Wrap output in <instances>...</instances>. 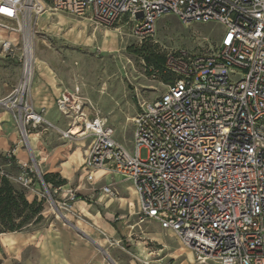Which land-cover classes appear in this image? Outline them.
<instances>
[{"label":"built area","instance_id":"built-area-1","mask_svg":"<svg viewBox=\"0 0 264 264\" xmlns=\"http://www.w3.org/2000/svg\"><path fill=\"white\" fill-rule=\"evenodd\" d=\"M45 9L105 27L124 18L140 37L152 35L166 14L221 25L213 50L165 54L169 79L158 98L138 103L130 147L78 87L61 91L54 102L61 114L74 113L70 126L90 139L81 163L85 182L116 176L132 182L137 224L157 221L204 264H264V0H0V21L25 26ZM10 46L1 42L4 51ZM33 72L24 56L20 77L0 105L35 129L47 120L26 98ZM61 134L75 135L71 128ZM29 171L21 176L25 182ZM111 186L96 189L114 198Z\"/></svg>","mask_w":264,"mask_h":264},{"label":"rangeland","instance_id":"rangeland-1","mask_svg":"<svg viewBox=\"0 0 264 264\" xmlns=\"http://www.w3.org/2000/svg\"><path fill=\"white\" fill-rule=\"evenodd\" d=\"M47 12L40 19L39 14H32L24 27L0 21L4 23L0 25V98L11 92L20 77L27 27L39 62L34 64L26 98L47 120L35 129L22 126L33 133L31 148L19 122L0 105V116H7L16 138L0 154V175L28 201L42 203L38 223L0 233V264H204L157 221L137 224V196L130 180L116 176L92 185L85 182L81 163L90 139L77 134L62 137L61 131L71 128L74 113L61 114L54 99L61 91L78 87L79 94L108 118L115 137L130 147L131 117L138 103L158 98L166 84L165 73L147 61L148 53L209 52L218 42L221 25L184 23L166 14L158 19L152 35L140 37L124 18L114 27H105L87 18L52 9ZM2 41L11 42L9 50L2 49ZM146 155V149L140 148V158ZM25 169H30L29 182L21 179ZM48 173H58L54 181L64 180V184L45 182L43 176ZM103 183L112 185L113 200L96 189ZM69 190L76 192L74 200ZM55 251L61 260L52 259ZM66 252L81 253L82 260H62Z\"/></svg>","mask_w":264,"mask_h":264},{"label":"trees","instance_id":"trees-1","mask_svg":"<svg viewBox=\"0 0 264 264\" xmlns=\"http://www.w3.org/2000/svg\"><path fill=\"white\" fill-rule=\"evenodd\" d=\"M146 58L154 68L163 72L165 55L151 52ZM163 76L167 81L168 74L165 73ZM43 177L47 183L64 184V180L54 181L55 177H59L58 173H48ZM41 204V201H28L22 191L10 184L4 175H0V233L19 231L29 224L38 223L42 219Z\"/></svg>","mask_w":264,"mask_h":264},{"label":"crops","instance_id":"crops-1","mask_svg":"<svg viewBox=\"0 0 264 264\" xmlns=\"http://www.w3.org/2000/svg\"><path fill=\"white\" fill-rule=\"evenodd\" d=\"M58 95V94H57ZM56 95V96H57ZM55 96V97H56ZM10 124L7 121V116L6 115H2L0 116V153H5L6 151L9 150L10 148V144H15V134L13 132H11L10 129ZM15 151H17V149H15ZM109 200H113V198H109ZM124 203V202H123ZM129 206V205H128ZM132 207V206H130ZM1 234H6V233H1ZM52 242L54 243V247L56 248L57 246V238L53 239ZM54 260H61V257H57L56 251L54 253ZM82 254L81 253H67L62 257V260H82L81 257Z\"/></svg>","mask_w":264,"mask_h":264},{"label":"bare ground","instance_id":"bare-ground-1","mask_svg":"<svg viewBox=\"0 0 264 264\" xmlns=\"http://www.w3.org/2000/svg\"><path fill=\"white\" fill-rule=\"evenodd\" d=\"M31 6V3H28L27 4V7L29 8ZM49 14L47 12V9H45L43 12H41L39 15V19L41 18V16L43 14ZM26 25V24H25ZM24 27V26H23ZM24 36H23V53H24V56H25V59L28 63L30 64H36L39 62L38 58L34 55L33 53V49H32V45H31V34L30 32L28 31V28L26 27L25 28V31H24ZM31 87V86H30ZM20 131L21 133L23 134V136H27V140H29V146L31 148H34V145H35V141H34V136H33V133L32 132H26L25 130H23L22 126L20 125ZM71 132L73 134H77V136H82L83 133L80 132V129H77L76 127H71ZM29 147V148H30ZM96 173H100V171L96 172ZM100 176V175H99ZM190 256L192 257V253H190Z\"/></svg>","mask_w":264,"mask_h":264},{"label":"snow or ice","instance_id":"snow-or-ice-1","mask_svg":"<svg viewBox=\"0 0 264 264\" xmlns=\"http://www.w3.org/2000/svg\"><path fill=\"white\" fill-rule=\"evenodd\" d=\"M6 11V10H5Z\"/></svg>","mask_w":264,"mask_h":264}]
</instances>
